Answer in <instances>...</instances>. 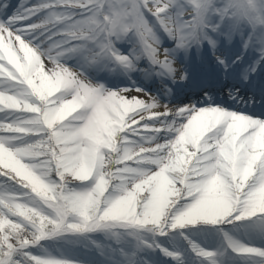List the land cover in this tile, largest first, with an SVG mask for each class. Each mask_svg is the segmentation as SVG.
<instances>
[{"label":"snow or ice","instance_id":"1","mask_svg":"<svg viewBox=\"0 0 264 264\" xmlns=\"http://www.w3.org/2000/svg\"><path fill=\"white\" fill-rule=\"evenodd\" d=\"M0 264H264V0H0Z\"/></svg>","mask_w":264,"mask_h":264},{"label":"bare ground","instance_id":"2","mask_svg":"<svg viewBox=\"0 0 264 264\" xmlns=\"http://www.w3.org/2000/svg\"><path fill=\"white\" fill-rule=\"evenodd\" d=\"M11 3H12V4H14V5L18 4V3H16V1H15V0H11ZM47 63L49 64V66H48V67H51V66H52V65L50 64V62H48V61H47ZM133 94H135V93H133Z\"/></svg>","mask_w":264,"mask_h":264},{"label":"rangeland","instance_id":"3","mask_svg":"<svg viewBox=\"0 0 264 264\" xmlns=\"http://www.w3.org/2000/svg\"><path fill=\"white\" fill-rule=\"evenodd\" d=\"M32 2H35V0H32ZM46 65L49 66V64L47 63V60L45 61ZM162 259H166V258H162Z\"/></svg>","mask_w":264,"mask_h":264}]
</instances>
